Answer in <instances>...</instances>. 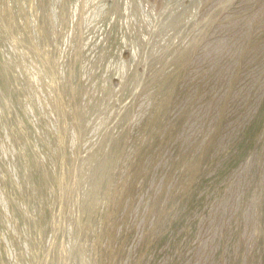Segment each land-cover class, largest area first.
<instances>
[{"label": "rangeland", "instance_id": "1", "mask_svg": "<svg viewBox=\"0 0 264 264\" xmlns=\"http://www.w3.org/2000/svg\"><path fill=\"white\" fill-rule=\"evenodd\" d=\"M0 264H264V0H0Z\"/></svg>", "mask_w": 264, "mask_h": 264}]
</instances>
